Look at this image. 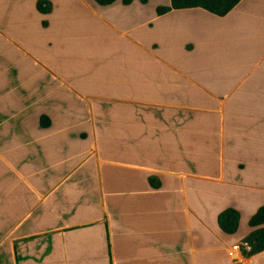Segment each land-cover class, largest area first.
<instances>
[{
    "label": "crops",
    "instance_id": "crops-1",
    "mask_svg": "<svg viewBox=\"0 0 264 264\" xmlns=\"http://www.w3.org/2000/svg\"><path fill=\"white\" fill-rule=\"evenodd\" d=\"M37 1L0 0V264H264L228 256L264 204V0Z\"/></svg>",
    "mask_w": 264,
    "mask_h": 264
},
{
    "label": "trees",
    "instance_id": "trees-1",
    "mask_svg": "<svg viewBox=\"0 0 264 264\" xmlns=\"http://www.w3.org/2000/svg\"><path fill=\"white\" fill-rule=\"evenodd\" d=\"M101 5H108L115 0H95ZM146 2L147 0H141ZM241 0H170L169 6H159L157 13L162 14L171 9L200 7L213 14L223 16L235 7ZM125 3L130 0H124ZM46 0H38L37 7L41 11H46ZM217 222L219 227L226 233H234L238 228L239 212L234 208H227L218 214ZM250 232L242 241H247L251 245V251L244 253L250 256L264 250V204L261 205L248 221Z\"/></svg>",
    "mask_w": 264,
    "mask_h": 264
},
{
    "label": "built area",
    "instance_id": "built-area-1",
    "mask_svg": "<svg viewBox=\"0 0 264 264\" xmlns=\"http://www.w3.org/2000/svg\"><path fill=\"white\" fill-rule=\"evenodd\" d=\"M250 251L251 245L247 241H241L228 251V256L234 263H237L245 256L244 253Z\"/></svg>",
    "mask_w": 264,
    "mask_h": 264
}]
</instances>
